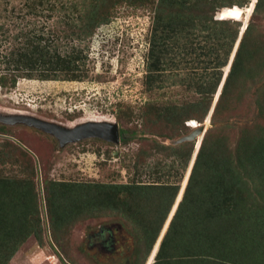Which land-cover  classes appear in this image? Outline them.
<instances>
[{
	"label": "trees",
	"instance_id": "trees-1",
	"mask_svg": "<svg viewBox=\"0 0 264 264\" xmlns=\"http://www.w3.org/2000/svg\"><path fill=\"white\" fill-rule=\"evenodd\" d=\"M249 2L155 1L148 33L145 86L154 89L181 85L184 91L192 93L188 95L195 97L162 105L145 102L139 116L143 125L161 123L169 130L182 131L185 120L202 121L219 85L211 120L227 111L246 108L249 111H245L246 120L237 131L232 130L234 123L227 121L219 135L205 132L182 198L151 264H225L221 261L223 256H228L225 249L242 250L245 245L257 253L256 261L264 264V41L251 18L239 38L240 19L215 17L222 8L245 7ZM76 4L31 0L29 10L23 13L30 14L27 27L19 26L17 32L10 33L0 24V29L5 27L0 30V43L6 49L0 54V60L4 61L0 67V87L13 88L22 77L78 80L87 73L88 39L95 28L110 20L112 12L110 0ZM262 9L264 0H255L253 13ZM45 15L55 16L58 24L47 31L48 36L45 29L35 31L34 26L35 19ZM237 40L229 69L220 84L222 68L228 63ZM165 77L166 85L162 83ZM161 79L162 82H157ZM119 116L116 114V119ZM119 133L124 134L121 142L130 139L128 128L120 127ZM188 143L163 146L178 162L176 167L165 165L167 178L178 174L177 183L136 179L142 170V173L163 170L158 160L142 167L145 156L139 150L131 163L136 175L128 183L46 180L44 200L52 242L61 246L59 231H68L71 223L84 217L80 215L110 210L125 216L137 227L135 254L137 264H143L159 236L190 160L193 143ZM28 160L31 162L29 155ZM30 167L35 168L32 164ZM37 199L34 180L26 178L25 173L14 180L0 176V264L8 263L30 235L42 243L46 227ZM152 206L155 212L149 216L148 209Z\"/></svg>",
	"mask_w": 264,
	"mask_h": 264
},
{
	"label": "rangeland",
	"instance_id": "rangeland-1",
	"mask_svg": "<svg viewBox=\"0 0 264 264\" xmlns=\"http://www.w3.org/2000/svg\"><path fill=\"white\" fill-rule=\"evenodd\" d=\"M51 1L56 4L62 1L65 5L71 2H77L76 5H85L88 0ZM155 1L110 0L109 6L112 12L110 20L95 28L88 39L87 73H84L81 79L54 80L22 77L18 78L13 88L0 87L1 114H30L65 127H73L90 120L115 121L118 128H128L130 134V139L126 142H121L120 139L118 142H112L97 136H89L61 146L55 136L38 128L23 123L11 124L0 121V176L14 180L20 179L25 173L26 178L34 180L42 224L46 227L41 244L36 237L30 235L19 245L6 264H137L134 242V230L136 231L137 227L125 216L110 210H102L93 215H80L84 217L71 223L68 231L65 233L59 231L62 244L55 245L47 229L44 183L51 179L85 183H128L136 175L132 172L131 163L134 153L138 150L145 156L146 163L142 162V167L150 166L149 164L158 160L161 161L159 167L163 170H160L162 173L160 171L142 173V170L141 174L135 176L136 179L143 182L167 180L177 183L178 174L167 178L166 171L170 164L176 167L178 162L175 156L163 150V146H174L184 142L193 143L191 157L179 181L174 202L160 228L159 236L143 263L151 264L161 237L182 198L205 132L212 131V136H217L223 128V123L227 121L234 123L232 130L237 131L246 120L245 115L249 111L247 108L246 112L244 110L223 112L221 116L211 120V113L220 91L221 85H219L213 94L209 112L202 121L187 119L184 121L186 127L182 131L169 130L161 123H149L147 119L149 125L146 127L143 125L142 117L139 116L145 102L162 105L171 100L178 101L187 97L190 100L194 96L188 95L192 93L184 91L181 85L154 89H147L145 86L148 33ZM30 2L31 0H0V24H4L10 33L17 32L19 26L27 27L26 22L30 19V14L23 13L29 10ZM40 6L38 3L37 7ZM230 7L233 9L222 8L221 11L216 12L215 17L231 16L232 18V15L228 16V12H236L235 17L241 13V16L235 18L241 20L238 37H241L251 18L256 32L259 33L260 30L262 33L261 41H264V9L254 14V0H250L245 7L237 5ZM241 10H244V14ZM54 20L53 15L37 17L34 24L35 31L43 28L44 34L50 35L47 31L51 30L55 24L58 25ZM238 40L233 46L228 63L222 68L220 84L229 69ZM2 44L3 42L0 43V54L6 51L1 47ZM3 65L4 61L0 60V67ZM157 82H162V79ZM162 83L166 85V77ZM156 86V84L153 85V87ZM116 114L120 115L119 120L116 119ZM200 124H203L204 128L194 140L184 139L177 143L172 141L174 138L186 135L193 127ZM24 151L30 156L31 162L28 163V155ZM31 164L35 167L32 168L33 172L30 169ZM154 165L157 166V163ZM154 212L153 206L148 209L149 216H153ZM209 235L210 230L206 240H209ZM225 251L228 252V256H223L221 259L225 264L261 263L255 259L257 253H252L246 245L242 250L227 248ZM232 251H235V255ZM139 260L140 258L138 262Z\"/></svg>",
	"mask_w": 264,
	"mask_h": 264
},
{
	"label": "water",
	"instance_id": "water-1",
	"mask_svg": "<svg viewBox=\"0 0 264 264\" xmlns=\"http://www.w3.org/2000/svg\"><path fill=\"white\" fill-rule=\"evenodd\" d=\"M255 1V0H254ZM251 4V3H250ZM229 10L233 7H228ZM244 14V10H241ZM221 14V13H220ZM235 13L228 12V16L232 15V18H238L241 16V13L238 17H235ZM227 15V14H226ZM221 17V16H220ZM231 17V16H230ZM0 121L4 123H23L25 125H30L35 128H38L44 132L52 134L55 136L59 144L62 146L67 142L76 141L80 138L97 136L108 141L118 142L121 137H124V134L119 133V128L116 122L108 120H90L85 121L80 124H77L73 127H65L59 123L47 121L45 119L38 118L34 115L24 114V113H14V114H1ZM204 128L203 124H200L196 127H193L189 133L181 137L172 139L173 142L177 143L181 140H194L198 134L202 132Z\"/></svg>",
	"mask_w": 264,
	"mask_h": 264
},
{
	"label": "clouds",
	"instance_id": "clouds-1",
	"mask_svg": "<svg viewBox=\"0 0 264 264\" xmlns=\"http://www.w3.org/2000/svg\"><path fill=\"white\" fill-rule=\"evenodd\" d=\"M255 2V1H254ZM220 17V16H219Z\"/></svg>",
	"mask_w": 264,
	"mask_h": 264
}]
</instances>
